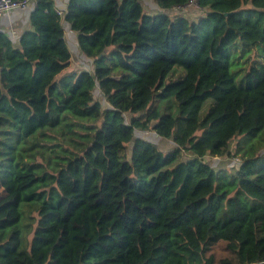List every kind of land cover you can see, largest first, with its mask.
<instances>
[{"label": "trees", "instance_id": "16d2710c", "mask_svg": "<svg viewBox=\"0 0 264 264\" xmlns=\"http://www.w3.org/2000/svg\"><path fill=\"white\" fill-rule=\"evenodd\" d=\"M153 1L34 0L0 31V264H264V0Z\"/></svg>", "mask_w": 264, "mask_h": 264}, {"label": "rangeland", "instance_id": "374dc122", "mask_svg": "<svg viewBox=\"0 0 264 264\" xmlns=\"http://www.w3.org/2000/svg\"><path fill=\"white\" fill-rule=\"evenodd\" d=\"M143 5H144L143 6L144 11L149 13V14H154V13H156V11H158L157 7L153 6L154 5L153 0L145 1V2H143ZM171 12H172V14L177 13V14L183 15L189 19H194V18L199 17L200 15L203 14V11L197 7H194V5L188 6L185 8L173 9V10H171ZM67 41H68V46H69L71 54H72L73 61L75 62L74 64H72V66H74L75 69L77 68L78 70H81V68L85 67V64H84L85 61H83L82 64L77 63L78 61H76V57H77L78 53L75 51V49L73 47L74 46L73 39L68 40V37H67ZM68 70H70V69H68ZM93 96H94V100L99 102L103 108L108 106L107 102L105 101L102 94L99 92L98 88L94 89ZM175 108H174V111H175ZM125 117H126V119H129L130 114H125ZM135 136L138 138H141V139L151 140V142L155 143L163 151H167L173 147L172 144L168 140H164L162 138H159L154 133H152V131H142L140 129L139 130L136 129ZM233 145H234V142L231 143V147H233ZM204 160L206 162H208L215 169L216 168L217 169H219V168L231 169V168L237 167L238 163H239L238 158H227L226 156H223V157L207 156L204 158ZM2 195H3V190L0 187V196H2ZM212 253H213L214 257H216V258L224 256L225 252H224L222 244H219L218 246H216L213 249Z\"/></svg>", "mask_w": 264, "mask_h": 264}, {"label": "crops", "instance_id": "0c3cea01", "mask_svg": "<svg viewBox=\"0 0 264 264\" xmlns=\"http://www.w3.org/2000/svg\"><path fill=\"white\" fill-rule=\"evenodd\" d=\"M54 1V7L55 9H58L60 11L64 10L68 0H53ZM145 1H149V0H145ZM154 2V1H153ZM35 6V2L32 1L30 2V4L28 5V7L24 10L21 9H14L11 11H8L4 14H2V16L0 17V31L5 33L9 39H11L13 42L17 41L18 37L20 36L21 33H23L24 31L30 30L31 29V25H30V14L33 11ZM154 7H157L155 2H154ZM63 24V28L65 30V39L67 41V37L68 40L73 39V43H74V49L77 52V42H76V35L75 33H73L70 29L69 26L66 23H62ZM68 43V41H67ZM72 56V54H71ZM76 61H78L77 63L82 64L83 61H85V67L81 68V69H88L90 70L92 68V62L90 59H80V56L77 55L76 57ZM75 62L73 61V58L71 59V68L73 70H76L74 68V66H72V64H74ZM78 70V69H77Z\"/></svg>", "mask_w": 264, "mask_h": 264}, {"label": "built area", "instance_id": "2783aa9c", "mask_svg": "<svg viewBox=\"0 0 264 264\" xmlns=\"http://www.w3.org/2000/svg\"><path fill=\"white\" fill-rule=\"evenodd\" d=\"M34 0H0V17L2 16V14L14 10V9H21L24 10L28 7V5L30 4V2H32ZM196 6V3L194 0H189L188 4L186 5V7L188 6ZM56 12L60 15H62V11L55 9Z\"/></svg>", "mask_w": 264, "mask_h": 264}]
</instances>
